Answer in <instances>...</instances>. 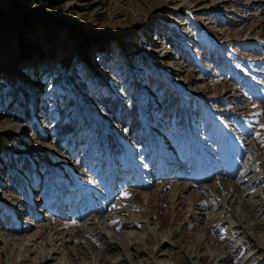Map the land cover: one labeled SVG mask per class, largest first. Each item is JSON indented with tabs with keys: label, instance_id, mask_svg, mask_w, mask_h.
<instances>
[{
	"label": "rangeland",
	"instance_id": "1",
	"mask_svg": "<svg viewBox=\"0 0 264 264\" xmlns=\"http://www.w3.org/2000/svg\"><path fill=\"white\" fill-rule=\"evenodd\" d=\"M256 39L264 0H0V264H264ZM151 76L196 101L191 132L153 112ZM103 96L137 105L141 143Z\"/></svg>",
	"mask_w": 264,
	"mask_h": 264
},
{
	"label": "trees",
	"instance_id": "2",
	"mask_svg": "<svg viewBox=\"0 0 264 264\" xmlns=\"http://www.w3.org/2000/svg\"><path fill=\"white\" fill-rule=\"evenodd\" d=\"M167 45L172 49L175 50V52L188 55V52L186 49H184L183 45L180 44V42H177L170 36H167V38L164 40ZM206 53H208L211 57V60L215 61L217 57H215L213 50L208 49L204 50ZM222 61L221 59H219ZM217 61V62H220ZM190 63H193V61L190 59ZM148 85L155 91H162V98L160 101V108L157 106L151 105V108L153 109V112L156 114H159L162 118H168L173 117L174 119H177V115L183 114L185 117V123H186V116L185 112L182 108L181 99L178 96V94L172 89L170 85H165L163 82H161L158 78H155L153 76L149 77L147 80ZM100 103L102 105V108L106 111L109 119L113 121H119L122 123L124 122L127 125V130L129 134H134V140L138 143H141V136L138 132L146 131L144 125L142 122H140V117L138 114V107L137 105L132 102L131 104H123L120 98H112V96H103L100 100ZM196 101L194 100V105ZM190 104V107H192L191 101L188 102ZM47 106L45 107V111L47 112ZM147 122L152 121V115H149L147 113ZM62 121V119H61ZM154 121V120H153ZM180 119L178 120V122ZM170 125L172 122L166 121ZM156 123V122H154ZM157 125V123H156ZM160 125V124H159ZM75 130L74 127H72V122L69 121L67 123L61 122L59 129H58V135L60 138H66L67 136L71 135ZM140 132V133H141ZM107 145L104 146V152L108 151L110 156L113 157L116 155H124L125 149L124 146L116 139L115 136H113L111 133L107 134L106 138ZM104 139L100 136L98 137V144L101 145L102 141ZM82 165H86L85 162H80ZM17 180V178H16ZM17 184V181H16Z\"/></svg>",
	"mask_w": 264,
	"mask_h": 264
},
{
	"label": "bare ground",
	"instance_id": "3",
	"mask_svg": "<svg viewBox=\"0 0 264 264\" xmlns=\"http://www.w3.org/2000/svg\"><path fill=\"white\" fill-rule=\"evenodd\" d=\"M94 118H96V120L98 121L97 116H94ZM223 203H224V202H223Z\"/></svg>",
	"mask_w": 264,
	"mask_h": 264
}]
</instances>
